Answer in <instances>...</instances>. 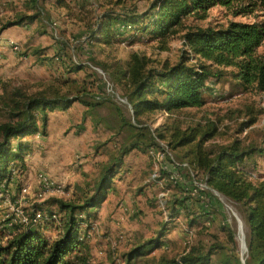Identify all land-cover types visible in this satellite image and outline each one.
Masks as SVG:
<instances>
[{
    "label": "rangeland",
    "instance_id": "rangeland-1",
    "mask_svg": "<svg viewBox=\"0 0 264 264\" xmlns=\"http://www.w3.org/2000/svg\"><path fill=\"white\" fill-rule=\"evenodd\" d=\"M255 1L257 5L248 14L235 15L232 12L235 6L216 5L207 11L204 19L188 16L176 32L163 41H147L148 38L139 36L133 44L125 40L124 43L111 45H86L85 37L106 10L130 9L141 13L148 8L151 0H122L120 4L116 0H65L63 7L47 0L42 20L38 17L33 23L9 26L2 31L6 23L15 20L21 13H27V10L26 0H0V95H6L13 89L35 94L51 87L68 95L77 89H86L92 94L103 93L102 96L108 97L89 108L76 101L67 110L56 109L49 115L45 134L40 130L28 138L24 153L25 168L20 180L33 191L37 174L45 172L62 188L45 193L41 199L29 194L21 201L20 207L26 211L33 203H43L44 207L56 211L51 198L80 203L85 194L91 193L106 164L119 157L125 147H130L134 128L131 126L133 118L129 105L104 93L101 81L88 69L73 68L74 59L85 61L90 58L100 66L105 64L103 69L107 72L114 63L124 67L131 53L144 54L154 67L159 68L163 63L173 64L182 50L187 49L182 43V34L187 28L221 27L230 20L263 23L264 5L260 0ZM123 35L128 37V31ZM7 38L18 41L21 51L14 52L6 44ZM36 48L41 53L36 55L33 51ZM257 53L264 54V40ZM115 85L118 92H123L120 84ZM207 89L206 103L202 107L169 114L149 112L138 120L151 128L164 125L181 129L197 124L204 126L208 121H214L217 134L206 141L205 146L215 150L220 145L239 140L243 147L262 149L245 164L255 169L257 177L264 179V91L251 86L242 90L226 73L217 79L210 78ZM85 98L94 103L92 97ZM251 116L255 118L253 124L239 132L240 123ZM4 120L5 110L1 109L0 123ZM143 131L147 133L148 129ZM146 141V145H140L121 157L122 164L117 169L106 201L90 215L92 226L89 237L71 258L82 255L89 264H122L125 253L132 246L156 239L158 247L140 257L138 264L157 263L162 257H179L189 245L200 243L205 247L217 246L211 256L212 264H224V256L244 262V240L248 228L243 207L210 191L204 192L207 197L205 206L200 198L190 195L188 189L192 185L186 169L171 168L166 163L167 170L159 169V178L153 177L156 155L150 153L149 146L157 148V144L151 138ZM163 142H168L167 137ZM169 152L175 162L188 163L186 159L181 160L183 149L172 150L169 147ZM188 165L197 181H206L202 170L193 163ZM173 170L180 173L181 179L169 178ZM11 192L10 202L13 203L20 196V187L12 186ZM7 211V202L1 198L0 226L4 225L2 217ZM170 213L176 216L173 220H170ZM200 214L209 218L188 230L189 219ZM59 217L61 219L62 215ZM162 227L165 229L159 234ZM39 229L45 237L53 239L59 234L60 222L55 221ZM229 232L234 234V246L229 240ZM9 237L6 231L2 241Z\"/></svg>",
    "mask_w": 264,
    "mask_h": 264
},
{
    "label": "trees",
    "instance_id": "trees-1",
    "mask_svg": "<svg viewBox=\"0 0 264 264\" xmlns=\"http://www.w3.org/2000/svg\"><path fill=\"white\" fill-rule=\"evenodd\" d=\"M47 0H26V12L19 14L15 20L6 23L1 29L9 26H21L33 23L45 16L44 4ZM56 6H65V0H53ZM122 0H116L120 4ZM255 0H151L148 8L138 13L136 10H106L85 37L88 45H111L116 42L133 44L139 36L147 41H163L176 32L182 21L193 16L196 19L206 18L207 11L218 5L233 7V14H248L257 5ZM264 5V0H260ZM254 7V8H253ZM0 31V33H1ZM129 33L124 37L123 33ZM122 34V35H120ZM264 40V22H241L230 20L225 26H206L187 28L182 34L183 49L177 62L163 63L159 68L151 65V60L144 54L131 53L124 64H113L109 72L90 58L87 61L100 67L116 88L120 84L123 92L119 95L129 105L134 128L130 147H125L119 157L104 167L99 180L91 193L85 194L81 202H65L51 198V204L57 210L44 207L43 203H33L26 211L30 217L39 211L40 223H14L0 226V264H89L82 255L72 254L86 242L91 229L90 215L106 201L117 169L122 164L121 157L140 145H146L148 138L154 144L156 139H168L172 150L183 149L181 160L193 163L205 173L206 183L212 190L239 203L245 213L248 228L245 236L246 258L230 259L224 256V264H264V179L257 177L254 168L246 166V161L262 149L243 147L239 140L220 145L212 150L205 142L217 134V125L208 121L204 126L197 124L179 128L178 126L155 128L147 127L138 120L142 115L163 111L173 113L181 109L199 108L206 103L205 90L210 78L215 79L228 74L237 85L246 90L253 87L264 91V54L257 49ZM37 55L39 48L33 50ZM39 56V55H38ZM76 70L88 69L84 61L74 59ZM92 74L96 75L93 71ZM97 76V75H96ZM116 82V83H115ZM118 91V89L116 88ZM103 93L92 94L86 89H77L73 94L60 93L59 89L48 88L35 94H26L19 89L9 90L0 95V110H5V120L0 123V184L8 182L11 171L16 170L21 177L24 165L25 146L30 136L40 130L45 134L50 113L56 109L67 110L74 102L79 101L92 107L102 103L106 96ZM90 96L94 103L85 97ZM104 99V100H103ZM255 121L250 117L240 123L239 132ZM163 127V128H162ZM148 129L147 133L143 130ZM165 133L169 135L166 136ZM166 143V144H167ZM149 147H152L150 145ZM186 162V161H185ZM22 178V177H21ZM157 178H159L157 176ZM20 187V183H17ZM183 205V202L181 203ZM93 210V211H90ZM187 210V209H185ZM55 215L56 219H53ZM59 215H62L61 219ZM176 217L170 213V220ZM209 217L201 214L191 217L188 230ZM188 220V219H187ZM60 222L59 234L53 238L45 237L42 226ZM38 225V226H37ZM162 227L159 234L163 233ZM8 231L10 236L5 242L2 238ZM229 240L235 245L234 234L228 233ZM156 239L138 243L129 249L122 264H138L137 260L157 248ZM214 247H205L203 243L189 245L179 257L160 258L157 263L149 264H212L211 256ZM76 254V253H75Z\"/></svg>",
    "mask_w": 264,
    "mask_h": 264
},
{
    "label": "built area",
    "instance_id": "built-area-1",
    "mask_svg": "<svg viewBox=\"0 0 264 264\" xmlns=\"http://www.w3.org/2000/svg\"><path fill=\"white\" fill-rule=\"evenodd\" d=\"M55 25V22L53 23V26ZM84 43L88 45L87 39L84 40ZM6 44L14 51V52H20L21 51V45L18 43V41H15L11 38L6 39ZM84 63L86 66L93 71L99 80L101 81L102 88L104 90V93L107 95H110L114 97L116 101L125 102V99H123L119 92L114 87V84L110 81L107 74L98 66L92 64L91 62L85 60ZM127 104V103H126ZM157 142V148H154L153 146L150 148V153L153 155L155 154L156 161L153 162V177L158 176V171H162V169L167 170L166 163H168L171 168L175 169H186L189 176H190V182L192 187H190L189 193L192 196H196L201 199L202 203H205L204 205L207 206V197L205 198L204 192L210 191L215 196H219V193L209 188L206 181L199 180L197 181L195 178V174L192 173L190 166L186 162H175L172 155L169 152V147L167 144L161 140L156 139ZM166 159V160H165ZM171 170V169H170ZM157 171V172H156ZM169 171V170H168ZM170 172V171H169ZM175 172V173H174ZM170 179H181L180 173L176 172L175 170L172 171V174L169 176ZM189 178V177H188ZM17 183H20V196L17 199H13L14 202L11 203L10 199L12 198V192L11 187L17 186ZM62 187L58 183L54 182L45 172H39L37 174V177L35 179V185L33 188V191L29 185H25L19 178V175L16 170L11 171V177L8 180V182H2L0 184V199L4 202H7L8 210L3 215V220L7 219V225H12L14 223H23L27 224L29 222L34 223H40L42 220V215L39 211L34 212V216L30 217L27 213V211H24L20 205L21 201L24 200L26 196H29L31 194L32 197H35L37 199L43 198L45 193L51 191V190H60ZM53 219H56L55 215L53 216Z\"/></svg>",
    "mask_w": 264,
    "mask_h": 264
}]
</instances>
